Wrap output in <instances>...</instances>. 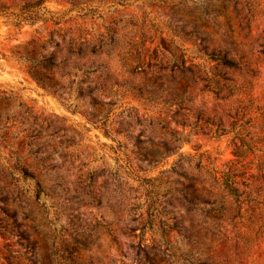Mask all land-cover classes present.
<instances>
[{"label": "rangeland", "instance_id": "374dc122", "mask_svg": "<svg viewBox=\"0 0 264 264\" xmlns=\"http://www.w3.org/2000/svg\"><path fill=\"white\" fill-rule=\"evenodd\" d=\"M0 4V264H264V0Z\"/></svg>", "mask_w": 264, "mask_h": 264}, {"label": "trees", "instance_id": "16d2710c", "mask_svg": "<svg viewBox=\"0 0 264 264\" xmlns=\"http://www.w3.org/2000/svg\"><path fill=\"white\" fill-rule=\"evenodd\" d=\"M39 3H43L46 0H38ZM12 7V5H6V4H0V15H4L8 18V20L14 24V25H19L21 23L24 22H29L32 23L34 21H36V19H38V15H36V13H28L27 15H19L17 13H15L14 11H11L10 8ZM226 56L225 55H221V53L218 54V59L223 60ZM23 171H25V169H23ZM32 177H34V175H31ZM149 252L145 253V256L147 258H149Z\"/></svg>", "mask_w": 264, "mask_h": 264}]
</instances>
